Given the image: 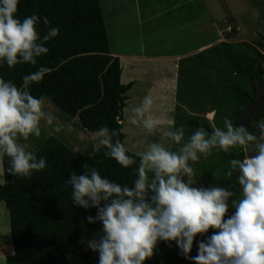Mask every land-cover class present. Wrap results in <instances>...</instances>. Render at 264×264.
<instances>
[{"label":"clouds","instance_id":"1","mask_svg":"<svg viewBox=\"0 0 264 264\" xmlns=\"http://www.w3.org/2000/svg\"><path fill=\"white\" fill-rule=\"evenodd\" d=\"M19 3L0 0V66L9 69L35 67L38 58L49 52L46 44L59 34L53 27L42 36L37 30L40 16L18 18ZM42 22L49 25L47 17ZM50 72L41 65L24 75L19 86L0 77V165L7 159L4 171L13 177L31 179L48 167L47 158L37 157L24 142L39 138L42 124L54 125L44 98L31 91ZM132 113L131 125L158 136L144 140L146 147L134 156L120 139L122 129L101 126L95 133V151L102 147L104 157L132 169L131 186L101 175L87 163L81 173L72 171L66 179L74 206L96 210L95 216L85 219L101 225L100 234L87 240L88 249L98 254V264H146L161 241L169 246L174 242L191 264H264V120L258 122V136L228 117L223 118L222 128L213 125L209 132L201 126L186 135L174 121L161 123L148 96ZM54 131L60 132L61 125L55 124ZM214 150L242 154L229 159L224 171L227 180L235 176L239 195L231 183L204 186L198 182L193 165ZM197 236L203 239L192 256Z\"/></svg>","mask_w":264,"mask_h":264},{"label":"trees","instance_id":"2","mask_svg":"<svg viewBox=\"0 0 264 264\" xmlns=\"http://www.w3.org/2000/svg\"><path fill=\"white\" fill-rule=\"evenodd\" d=\"M219 2L220 11L226 16V0H214V6ZM117 5L121 7V3ZM194 8L196 5L190 7ZM222 12L215 13L216 21L222 20ZM16 15L21 20L31 15L40 16L37 30L42 36L53 27L59 29V34L46 44L49 52L38 58L35 67L17 65L9 69L5 64L0 66V77L19 86L24 75L41 65L48 67L50 74L45 75L41 83L31 86L34 96L48 99L70 118H77L84 131L94 133L101 126L121 130L126 93L132 85L120 82V61L110 53L99 0H20ZM44 17L49 21L48 26L42 22ZM221 45V48L213 47L192 59L196 66L213 74L212 79L205 80L206 84L200 86L202 103L194 104L195 108L202 109L204 99L211 97L214 117L210 123L203 116L190 115L185 122L190 133L201 126L209 132L213 125L222 128L224 117L231 119L234 125H240L243 112L257 99L254 84L257 69L260 82L264 84V54L258 49H264V38L255 44ZM262 98L264 100V93ZM181 118V115L177 117L178 123ZM261 119H264V107L248 120V128L253 134L254 123ZM120 139L123 142L122 131ZM103 151L101 147L99 152L80 157L58 139L47 138L35 154L46 157L48 167L34 173L31 179L8 175L4 171L7 167L5 159L1 165L0 203L8 213L13 246V254L6 258L5 264H70L69 257L83 264H98V254L88 249L87 240L93 235L98 236L101 225L88 224L85 219L89 215L95 216L96 210L74 206L72 189L66 185V179L72 171L81 173V166L87 163L96 167L101 175L131 186L135 179L132 169L122 168L115 160L104 157ZM129 155L134 156L130 152ZM234 157L242 158V154L238 150L230 154L214 150L206 159L207 163L200 167L202 180L208 186L231 183L239 195L235 176L231 180L224 178L228 161ZM134 158L138 162V157ZM201 239L203 237H196L192 256L196 255L197 242ZM158 247L161 257L157 264H191L174 242L169 246L161 241Z\"/></svg>","mask_w":264,"mask_h":264},{"label":"rangeland","instance_id":"3","mask_svg":"<svg viewBox=\"0 0 264 264\" xmlns=\"http://www.w3.org/2000/svg\"><path fill=\"white\" fill-rule=\"evenodd\" d=\"M185 1L187 0H124V8L128 11H126V20L122 21L119 20L121 14L120 8L117 6L120 1L116 3L117 0H99L111 55L125 54L131 57L137 56L138 58L144 55L173 56L183 53L186 49L196 48L199 42L211 40L212 34L219 36L220 40L217 46L220 48L222 47L221 44L225 42L231 45L255 44L261 37L264 38V0H226L227 15L223 17L224 21H220L222 24H220V30L216 31L212 27V24L209 23V30L201 33H195L194 31L199 27L202 30L205 22L199 23V26H197L196 23L198 21L191 20L189 14L191 11L190 7L195 4H188L186 6L184 4ZM193 10H199L200 12V8H194ZM207 22L210 21L207 20ZM228 27L232 28L230 33L227 32ZM203 30H205V26H203ZM213 44L212 42L210 46ZM206 47L208 46H203V48ZM258 49L264 54V49L259 47ZM164 63V66H161L160 63H152L147 66L138 63L135 66L137 81L132 87L134 92L127 93L128 99L125 101L121 120L122 132L124 133L123 142L129 147V152L132 154L142 151L146 147L144 140L153 141L158 139V136H148L142 128L131 125L128 121V117L133 115L132 108L139 106V96L147 89V85L150 86L148 80H145V84L144 81H138V77L144 71L146 72L145 77H150L152 82L161 83L159 90L163 91L164 97L166 100L168 99L167 101L164 100L158 112L153 110L155 116L165 125L174 121L176 127L183 126L186 135L190 134V130L185 123L190 114L185 113L179 107L180 103L173 107L171 101L174 92L172 88L173 75L176 74L175 63L174 61H166ZM212 63H215V61H212ZM142 67L146 68L143 69ZM196 75L199 77L200 82L203 81V86L206 84L205 80L212 79L213 77L212 73L200 69H197ZM259 92L264 93V84L259 87ZM199 96L200 94L196 93L191 99V103H202ZM44 100L46 110L51 112L55 117L54 125H61V131H54V125L47 126L42 124L41 136L39 138H30L29 141L24 142L27 144L28 149L35 154L47 138L54 137L80 157L91 155L98 146L96 132L90 133L84 131L80 127L77 118H70L67 114L56 108L48 99L44 98ZM203 104L202 109H198V113H193H195L196 117L200 118L203 116L208 122L212 123V112L207 114V112L213 111L214 102H212V98L208 97L204 99ZM263 107L264 104L261 108ZM254 114L255 112L252 113V115ZM179 115L182 116V121L178 123L177 117ZM262 120L264 119L259 121ZM259 121L253 125L257 136L260 134ZM205 162L206 159L201 158L193 167L198 182H201L204 186H208L202 180L203 174L200 172V167L207 163ZM2 183L3 175L0 172V184ZM232 211L234 210L231 209ZM9 242L11 243L9 217L4 204L0 203V246L2 245L0 248V264H5L6 256L13 252L11 245H5ZM160 257L161 250L157 246L154 256L146 261V264H157ZM69 261L70 264H83L73 257H69Z\"/></svg>","mask_w":264,"mask_h":264},{"label":"crops","instance_id":"4","mask_svg":"<svg viewBox=\"0 0 264 264\" xmlns=\"http://www.w3.org/2000/svg\"><path fill=\"white\" fill-rule=\"evenodd\" d=\"M124 0H121V7L119 5H117L120 8V19L119 20H126L127 15H126V11H128L127 9L124 8L125 4L123 3ZM188 2L190 3H195L197 8H200V12L199 10L194 11L193 9H190L191 11L189 12L190 16H191V20L194 21H198L196 23L197 26H199V23H204L203 26H205V30H203V26H202V30L200 29V27L195 30V33H201V32H205L207 30H209V23L212 24V27L218 31L220 30V21H216L215 19V13H220L222 11H220V2L218 3V6L216 5V7L214 6V0H187L184 2V4L186 5ZM221 4L224 6V1L221 2ZM183 5V6H185ZM188 5V4H187ZM186 5V6H187ZM182 6V7H183ZM197 13V14H196ZM222 15H224V12H222ZM225 16V15H224ZM223 16V17H224ZM200 17H201V21H200ZM207 20H209L210 22H207ZM222 21H224V18H222ZM218 24V25H217ZM222 25V24H221ZM141 27V26H140ZM218 37V38H217ZM219 36H217V34H212L211 40L205 42H199L198 46L194 49H186L185 51H183V53L181 54H177V55H171V56H142L140 58H138L137 56H130V55H125V54H117L116 56H118L119 61H120V66H121V76H120V82L124 85L126 84H131V88L129 89V91H127V93L129 92H134L132 90V87L134 86V83L137 81V71H136V65L142 64L144 66L147 65H151L152 63H160L161 66H164L166 61H174V68L176 69V74L173 75V85L172 88L174 90L173 92V98L171 99L172 103H173V107L174 105L180 103L179 107L185 111V113L190 114L192 116H194L195 113H198V108H195V103H191V99L194 97V95L196 93L200 94L202 92V89H200V86H203V81H199V77L196 75V71L197 69L202 70L200 67L196 66L194 61H192V59L195 58L196 55H198L201 52H205L213 47H217L220 48L219 46H217L218 41H219ZM214 43L212 46H210L211 43ZM226 43V42H225ZM230 44V43H229ZM203 46H208L206 48H203ZM211 48H210V47ZM143 69H145L146 67H142ZM146 72L144 71L142 75H140L139 78V82H143L144 84L146 83L145 80H148L150 83V86L147 85V89H145V91L142 93L141 96H139V102L141 103L143 101V99L148 96L150 98H152L154 100V105H153V110L155 112H158L159 108L162 106L161 104L164 102V100H166V98L164 97V92L159 90V87L161 85L160 82H156L151 80L150 77H145ZM142 76V78H141ZM158 87V88H157ZM157 88V89H156ZM127 93H126V97H127ZM155 94V96H154ZM157 95V97H156ZM163 95V96H161ZM200 97V96H199ZM128 99V97H127ZM200 100H202V98H199ZM168 100V99H167ZM166 100V101H167ZM139 103V105H140ZM155 106H159V107H155ZM176 108V106H175ZM195 112V113H193ZM212 112V118L214 117V111H209L207 112V114ZM200 113V112H199ZM0 172H2V167L0 165ZM5 245H11V247L13 248L12 244L6 243ZM2 247V245L0 246V248ZM13 254V252H12ZM12 254L8 255L11 256ZM6 256V258L8 257Z\"/></svg>","mask_w":264,"mask_h":264},{"label":"water","instance_id":"5","mask_svg":"<svg viewBox=\"0 0 264 264\" xmlns=\"http://www.w3.org/2000/svg\"><path fill=\"white\" fill-rule=\"evenodd\" d=\"M259 61L256 63V66L258 67ZM254 84L256 86V101L254 103H250L249 108L245 110L242 114V119L240 124H244L246 127H248V120L252 113L255 112L254 115H257L259 111L261 110L262 105L264 104V100L262 98V92H259V87L263 85L262 82H260V71L257 69V74L254 76Z\"/></svg>","mask_w":264,"mask_h":264},{"label":"built area","instance_id":"6","mask_svg":"<svg viewBox=\"0 0 264 264\" xmlns=\"http://www.w3.org/2000/svg\"><path fill=\"white\" fill-rule=\"evenodd\" d=\"M232 31V28L228 27L227 32L230 33Z\"/></svg>","mask_w":264,"mask_h":264}]
</instances>
